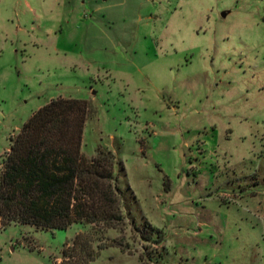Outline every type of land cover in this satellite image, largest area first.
<instances>
[{
	"label": "rangeland",
	"instance_id": "obj_1",
	"mask_svg": "<svg viewBox=\"0 0 264 264\" xmlns=\"http://www.w3.org/2000/svg\"><path fill=\"white\" fill-rule=\"evenodd\" d=\"M58 97L87 102L81 153L114 154L123 220L11 223L0 264L77 235L78 264H264V0H0V170Z\"/></svg>",
	"mask_w": 264,
	"mask_h": 264
},
{
	"label": "trees",
	"instance_id": "obj_2",
	"mask_svg": "<svg viewBox=\"0 0 264 264\" xmlns=\"http://www.w3.org/2000/svg\"><path fill=\"white\" fill-rule=\"evenodd\" d=\"M88 114L85 100L53 98L11 138L0 170V230L11 223L44 230L67 229L72 223L119 226L122 194L114 154L103 148L91 158L81 153ZM78 241L77 235L74 246ZM86 246L79 264L95 258ZM73 247L64 249V259L56 264H78L71 260Z\"/></svg>",
	"mask_w": 264,
	"mask_h": 264
},
{
	"label": "water",
	"instance_id": "obj_3",
	"mask_svg": "<svg viewBox=\"0 0 264 264\" xmlns=\"http://www.w3.org/2000/svg\"><path fill=\"white\" fill-rule=\"evenodd\" d=\"M224 15V14H223Z\"/></svg>",
	"mask_w": 264,
	"mask_h": 264
}]
</instances>
